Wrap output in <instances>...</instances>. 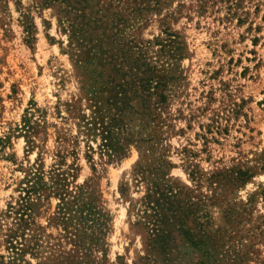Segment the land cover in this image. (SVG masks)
I'll return each instance as SVG.
<instances>
[{"label": "rangeland", "instance_id": "rangeland-1", "mask_svg": "<svg viewBox=\"0 0 264 264\" xmlns=\"http://www.w3.org/2000/svg\"><path fill=\"white\" fill-rule=\"evenodd\" d=\"M256 3L259 10L254 13ZM244 7L249 16L241 26L236 21L220 23L214 15L182 18L172 25L186 43L187 57L180 63L184 80L172 88L171 111L180 108L194 118L189 130L185 122H177V129L185 132L170 139L169 160L175 165L170 176L189 186L180 154L184 146L197 155L194 162L203 172L236 167L254 177L233 196V215L225 212L230 197L214 202L208 227L214 237L206 246L181 248L170 262L155 255L146 264H264V0L247 1ZM22 14L35 26L30 45L24 42ZM250 23L252 29L247 30ZM158 33L152 18L143 38ZM65 44L50 10L36 9L33 0L0 1V139L6 141L0 152V264H143L138 260L144 255L141 231L132 228L135 216L128 215V200L143 195V187H133L131 175L137 150L130 145L122 155L108 159L99 153V140L88 143L93 152L81 139L73 145L74 123L58 117L79 92ZM25 116L35 124L33 146L19 129ZM212 124L220 133L206 134L204 146L201 135L206 129L200 130V125ZM59 136L66 140L58 142ZM73 149L76 155H70ZM57 152L65 155L62 170L73 164L77 169L75 180H68L70 191L91 180L95 203L106 218L103 235L90 222L85 228L76 218L60 222L58 199L49 188L25 197L34 168L42 171L46 187L51 186L50 171L60 161ZM124 183L128 190L122 198L119 187ZM22 198L30 211L24 217L25 241L12 242L23 251L15 255L7 235L16 231Z\"/></svg>", "mask_w": 264, "mask_h": 264}, {"label": "trees", "instance_id": "trees-1", "mask_svg": "<svg viewBox=\"0 0 264 264\" xmlns=\"http://www.w3.org/2000/svg\"><path fill=\"white\" fill-rule=\"evenodd\" d=\"M247 1L252 0H33L36 9L51 11L58 32L66 38L63 51L76 69L78 95L64 104V116L58 112L60 119L75 125L73 145L81 139L93 152L88 143L99 140V153L108 159L122 155L130 145L137 150L138 160L131 175L133 187H143V195L128 200V215L135 216L132 228L141 231L144 255L138 260L143 264L155 255L170 262L181 254V248L206 246L214 237L208 231L214 202L230 197L225 212L233 215V196L254 177L248 169L236 167L203 172L194 162L197 155L184 146L180 154L189 186L170 176L175 165L169 160L170 139L185 132L183 128L177 129V122H185V129L189 130L194 118L193 114L184 115L180 108L171 111L172 88L184 80L180 63L187 57L186 43L172 25L182 18L214 15L220 23L236 21V26H241L249 16L244 7ZM254 6L257 13L259 4ZM221 12L223 15L219 16ZM152 18L156 19L159 33L144 39L143 32ZM21 23L24 42L30 45L35 26L28 14H22ZM251 29L250 23L247 30ZM256 41L254 38L253 42ZM233 106L240 109L236 103ZM22 122L19 129L29 146H33L30 136L35 134V124L26 116ZM201 129H206L201 135L204 146L208 143L206 134L213 130L220 133V127L214 124L200 125ZM61 139L66 140L57 137L58 142ZM5 143L0 139V152ZM70 155H76L75 149ZM56 156L60 161L58 168L50 171L54 176L51 186L46 187L42 171L34 168L35 172L31 171L26 180L31 185L25 190V197L49 188L58 199L56 216L60 222L70 223L76 218L84 228L90 222L103 235L106 218L95 203L91 180L75 186V192L70 191L68 180H75L77 169L73 164L62 170L66 166L65 155L57 152ZM86 157L91 159L87 154ZM39 160L40 156L36 161ZM127 190L126 183L119 187L122 198ZM24 199L19 204L22 213H17L20 217L16 231L7 235L15 255L23 251L12 242L18 238L25 241L24 217H29L30 211Z\"/></svg>", "mask_w": 264, "mask_h": 264}]
</instances>
